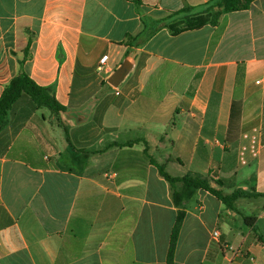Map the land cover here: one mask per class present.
I'll list each match as a JSON object with an SVG mask.
<instances>
[{
    "label": "crops",
    "instance_id": "obj_1",
    "mask_svg": "<svg viewBox=\"0 0 264 264\" xmlns=\"http://www.w3.org/2000/svg\"><path fill=\"white\" fill-rule=\"evenodd\" d=\"M211 2L0 0V98L25 72L66 107L23 95L0 131V264H168L180 209L158 165L251 195L186 201L173 264H264V0L164 25Z\"/></svg>",
    "mask_w": 264,
    "mask_h": 264
},
{
    "label": "trees",
    "instance_id": "obj_2",
    "mask_svg": "<svg viewBox=\"0 0 264 264\" xmlns=\"http://www.w3.org/2000/svg\"><path fill=\"white\" fill-rule=\"evenodd\" d=\"M254 1L255 0H212L208 8L203 13L188 14L190 9H183L181 12L169 15L164 21V25H166L174 36L187 31L198 30L208 25L217 26L224 14L234 11L247 10ZM135 2L140 3V0H135ZM181 15L184 16L181 17ZM30 45L31 41L26 49V53H28ZM23 95L30 96L37 108L47 107L55 113L66 111V107L57 101L50 88L39 86L28 74L24 72L10 82L0 98V131L7 123L8 114L11 108ZM158 168L161 176L164 177L171 185L174 203L180 209L171 236L168 264H173L174 261L180 231L185 219V212L182 210L184 203L193 198L198 191L203 190L211 193L230 209L235 208V203L239 199L251 197V195L242 189L235 190L230 194L225 193L221 189V187H223V183L221 181H217L219 188H215L212 186L210 179L201 175L188 174L184 177L176 178L170 176L165 171L163 166L158 165ZM259 196L261 195H254V197ZM243 219L245 225L256 230L257 217H243ZM257 236L259 242L264 245V237L260 234H257Z\"/></svg>",
    "mask_w": 264,
    "mask_h": 264
},
{
    "label": "water",
    "instance_id": "obj_3",
    "mask_svg": "<svg viewBox=\"0 0 264 264\" xmlns=\"http://www.w3.org/2000/svg\"><path fill=\"white\" fill-rule=\"evenodd\" d=\"M132 64L129 60H126L120 68H118L113 75L109 78L108 82L114 86L119 87L120 84L125 80L129 72L131 71Z\"/></svg>",
    "mask_w": 264,
    "mask_h": 264
},
{
    "label": "built area",
    "instance_id": "obj_4",
    "mask_svg": "<svg viewBox=\"0 0 264 264\" xmlns=\"http://www.w3.org/2000/svg\"><path fill=\"white\" fill-rule=\"evenodd\" d=\"M107 60H108V56H104V57L101 59V66L105 65L106 62H107ZM213 237H214L215 239H218V238L220 237L219 232H218V231L214 232ZM234 256L236 257V256H237V253H234Z\"/></svg>",
    "mask_w": 264,
    "mask_h": 264
},
{
    "label": "rangeland",
    "instance_id": "obj_5",
    "mask_svg": "<svg viewBox=\"0 0 264 264\" xmlns=\"http://www.w3.org/2000/svg\"><path fill=\"white\" fill-rule=\"evenodd\" d=\"M243 207V206H242Z\"/></svg>",
    "mask_w": 264,
    "mask_h": 264
}]
</instances>
